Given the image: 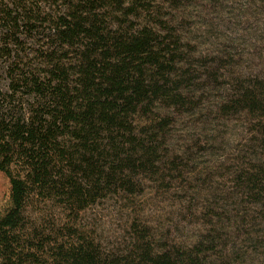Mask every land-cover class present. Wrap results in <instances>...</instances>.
I'll return each instance as SVG.
<instances>
[{
    "label": "trees",
    "instance_id": "obj_1",
    "mask_svg": "<svg viewBox=\"0 0 264 264\" xmlns=\"http://www.w3.org/2000/svg\"><path fill=\"white\" fill-rule=\"evenodd\" d=\"M170 1L174 13L161 0H0V264H264V0H208L199 28ZM148 182L178 216L138 217ZM114 195L129 201V247L36 230L21 244L31 197L84 211ZM193 203L210 228L177 241Z\"/></svg>",
    "mask_w": 264,
    "mask_h": 264
},
{
    "label": "rangeland",
    "instance_id": "obj_2",
    "mask_svg": "<svg viewBox=\"0 0 264 264\" xmlns=\"http://www.w3.org/2000/svg\"><path fill=\"white\" fill-rule=\"evenodd\" d=\"M180 1L187 2L186 4H188L184 19L192 23H197V28H199L207 18H214L215 13L210 10V2L208 0H197V2H190L189 0ZM171 2L170 0H161L160 6L164 8L163 13H174L171 7L173 4ZM50 5L51 4H49L48 7ZM201 32L202 31L197 30L196 37L199 38L202 35ZM248 60H251V58L247 57L246 61ZM207 82L208 80L202 78L201 84H207ZM207 93L208 92L205 94ZM201 95L202 92L200 94L197 93V96L201 97ZM215 100H217V98H208V102L203 105V108L207 109V111L199 110L190 113L195 116H193V120H188L189 117L187 116L182 119H187L186 123H188L189 127L192 126V121L200 122L206 114H210L213 111V102ZM196 114H198V116H196ZM214 114H216L215 111ZM232 125H236V122ZM180 127L182 130L183 127L181 125ZM220 131L223 134L228 132L225 127H221ZM197 132L203 134L200 130ZM188 135L191 136L190 133H188ZM199 157L201 158L202 155ZM204 160V158L201 159L199 161L200 164H203ZM147 184L146 193L148 194L144 199L140 200L137 205L136 211L138 217L142 220H152L156 224L158 222H166L168 219L172 218L173 214L175 217L178 216L173 203L164 201L168 196L152 190L151 186L154 185V183L148 182ZM215 188L228 190L235 187L233 183L218 180L215 184ZM9 200L10 180L6 174L0 172V214L8 208ZM128 204V200H123V197L114 195L96 205L88 207L84 211H70L68 206L57 201L52 202L42 197H31L26 208V229L21 233L25 235L21 244H38V240L36 242L33 241L34 231L36 230L38 233L43 234L45 239L49 237H62L65 238L64 240L66 241L76 240L79 238L80 233H84L93 238L96 244H100L105 250H110L113 247L125 249L130 246L131 236L128 230V224L130 217H133L128 208ZM208 206H210V204ZM189 210H193L196 213L194 217H188L187 214H189ZM181 211L182 210H179V212ZM201 211V203H199V205L198 203L191 204L190 209L189 205H187L183 212V216L186 215L187 219L184 221L182 219L183 217H180V220L184 222L182 224L186 226L187 231H190L191 234L173 232V238L181 242L183 238L192 236V234L198 230L210 228L209 220ZM163 212L169 215H163ZM161 216H163L162 220L160 219ZM247 221L249 222V220ZM256 228L258 227H252V230L257 231ZM53 232L54 235H52ZM160 243L163 244V242Z\"/></svg>",
    "mask_w": 264,
    "mask_h": 264
}]
</instances>
